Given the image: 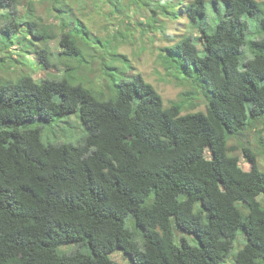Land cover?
<instances>
[{
  "label": "trees",
  "instance_id": "16d2710c",
  "mask_svg": "<svg viewBox=\"0 0 264 264\" xmlns=\"http://www.w3.org/2000/svg\"><path fill=\"white\" fill-rule=\"evenodd\" d=\"M26 1L31 8L36 0ZM208 1L145 4L155 19L159 10L178 18L184 4L199 30L167 46L164 61L201 86L205 111L183 113L192 92L166 106L141 72L109 82V96L78 81L71 59L88 63L84 45L97 41L77 18L70 29L68 11L64 76L0 82V264H119L118 248L134 264H225L241 229L246 242L234 264H264V169L249 146L251 169L242 168L229 145L264 126V0H212L214 8ZM21 2L0 0L8 6L0 46L18 40ZM25 23L37 39L58 36L36 20ZM97 39L107 54L130 62L114 39ZM51 54L48 45L38 51L44 68L57 65ZM74 113L86 130L78 143L42 139V124ZM67 244L76 248L62 249Z\"/></svg>",
  "mask_w": 264,
  "mask_h": 264
},
{
  "label": "rangeland",
  "instance_id": "374dc122",
  "mask_svg": "<svg viewBox=\"0 0 264 264\" xmlns=\"http://www.w3.org/2000/svg\"><path fill=\"white\" fill-rule=\"evenodd\" d=\"M23 1L19 8L24 24L18 40L10 47L0 46V82L16 81L25 74H31L37 79L48 76H64L68 64L63 58H60L59 52L63 49L60 44L64 32L61 23L66 16L65 11H68L69 15L74 14L72 18L66 19L70 29L75 27L73 20L77 18L76 20L86 25L92 34V39L95 38L97 41L93 44L92 49L88 48V45H84L86 54L88 53L89 58L91 57L88 63L79 60L84 66H81L77 59H71L75 62L73 70H76L74 75L78 81L80 80L86 86L96 91H102L105 96H109L111 94L109 82L114 86L117 80L128 79L133 77L132 74L141 72L144 78L161 93L166 106L175 100H187L186 93L192 92V98L186 102L183 113L206 110L207 100L201 86L193 80L184 79L174 66L168 68L164 61L167 46L174 44L183 34L194 32L200 36L199 30L189 23L183 10L184 4L179 7L180 16L178 18H171L157 10L158 16L155 19L151 15L150 8L146 6L149 4V0H143V6H137L134 0H62L63 7H61V2L56 7L52 2L36 0L31 8L28 7L26 0ZM208 4L213 8L215 6L212 0L208 1ZM217 8L221 13L217 15L216 20L224 14L226 4L222 2L221 6ZM7 10L8 6L0 3V28L5 23ZM28 20H36L40 27L49 26L51 31L56 32L58 36L48 41L37 39L25 23ZM97 38L114 39V49L116 47L118 53L128 56L133 67L125 59H117L107 54L106 48L98 43ZM80 41L82 43V38ZM202 41L199 40L200 45ZM46 45L52 52L51 58L57 64L51 68H44L38 57V51ZM105 59L114 66L103 67L102 63ZM244 64L245 59L242 58L240 66L243 68ZM117 67L122 71L118 72ZM103 71H107V74ZM35 121L38 123L36 119L30 125H35ZM42 126L44 141L76 144L86 134L85 127L76 113L57 115L51 123L45 122ZM260 129H263L262 132H264V126H259L253 131L232 137L229 142L231 147L236 148L234 153L240 156V165L245 170L251 169V163L244 154V146H249L256 152L258 161L264 169V156L260 154L263 149ZM206 156L212 157L210 148H207ZM188 239L194 242L193 237L188 236ZM245 242V234L241 229L232 248L231 256L225 264H234L233 257ZM74 248H76L74 244L62 247L64 250H73ZM112 257L119 264H134L132 257L119 248L114 251Z\"/></svg>",
  "mask_w": 264,
  "mask_h": 264
}]
</instances>
